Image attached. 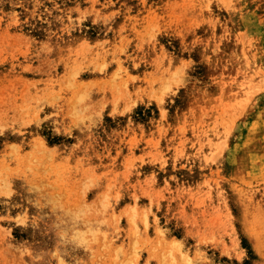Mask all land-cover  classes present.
<instances>
[{
	"label": "rangeland",
	"instance_id": "1",
	"mask_svg": "<svg viewBox=\"0 0 264 264\" xmlns=\"http://www.w3.org/2000/svg\"><path fill=\"white\" fill-rule=\"evenodd\" d=\"M0 264H264V0H0Z\"/></svg>",
	"mask_w": 264,
	"mask_h": 264
}]
</instances>
